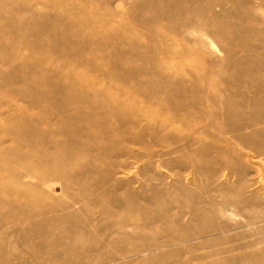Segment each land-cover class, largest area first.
I'll return each mask as SVG.
<instances>
[{
  "label": "rangeland",
  "instance_id": "1",
  "mask_svg": "<svg viewBox=\"0 0 264 264\" xmlns=\"http://www.w3.org/2000/svg\"><path fill=\"white\" fill-rule=\"evenodd\" d=\"M0 264H264V0H0Z\"/></svg>",
  "mask_w": 264,
  "mask_h": 264
},
{
  "label": "bare ground",
  "instance_id": "2",
  "mask_svg": "<svg viewBox=\"0 0 264 264\" xmlns=\"http://www.w3.org/2000/svg\"><path fill=\"white\" fill-rule=\"evenodd\" d=\"M34 130V129H33Z\"/></svg>",
  "mask_w": 264,
  "mask_h": 264
}]
</instances>
